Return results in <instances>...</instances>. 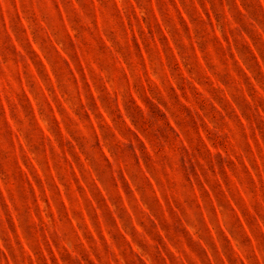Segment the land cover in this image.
<instances>
[{
	"label": "rangeland",
	"instance_id": "374dc122",
	"mask_svg": "<svg viewBox=\"0 0 264 264\" xmlns=\"http://www.w3.org/2000/svg\"><path fill=\"white\" fill-rule=\"evenodd\" d=\"M0 264H264V0H0Z\"/></svg>",
	"mask_w": 264,
	"mask_h": 264
}]
</instances>
